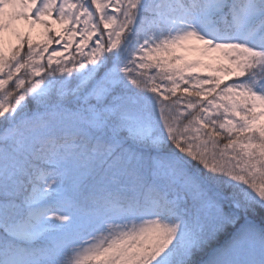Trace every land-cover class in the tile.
I'll list each match as a JSON object with an SVG mask.
<instances>
[{
  "label": "snow or ice",
  "instance_id": "snow-or-ice-1",
  "mask_svg": "<svg viewBox=\"0 0 264 264\" xmlns=\"http://www.w3.org/2000/svg\"><path fill=\"white\" fill-rule=\"evenodd\" d=\"M0 264H264V0H0Z\"/></svg>",
  "mask_w": 264,
  "mask_h": 264
}]
</instances>
